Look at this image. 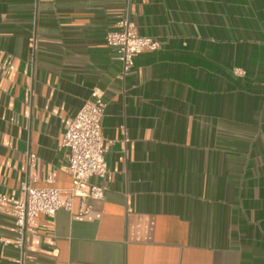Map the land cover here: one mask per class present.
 <instances>
[{
    "label": "crops",
    "instance_id": "1",
    "mask_svg": "<svg viewBox=\"0 0 264 264\" xmlns=\"http://www.w3.org/2000/svg\"><path fill=\"white\" fill-rule=\"evenodd\" d=\"M123 17L162 43L125 78ZM94 89L105 200L37 214L24 254L0 203V264H264V0H0L1 195L31 172L69 196L61 141Z\"/></svg>",
    "mask_w": 264,
    "mask_h": 264
},
{
    "label": "built area",
    "instance_id": "2",
    "mask_svg": "<svg viewBox=\"0 0 264 264\" xmlns=\"http://www.w3.org/2000/svg\"><path fill=\"white\" fill-rule=\"evenodd\" d=\"M106 44L117 52L122 65L121 78L130 74L137 55L157 51L162 46L156 38L140 36L129 17L120 19L117 29L107 34ZM106 109L104 92L94 89L61 141V146L68 153V173L72 178L67 198H63L62 191L56 187L39 186L31 172L21 187L22 198L0 194V203L11 205L9 211L14 216V238L4 241L6 245H12L24 254L28 231L37 214L54 216L60 210L72 212L74 200L78 199V214L87 215L93 211L95 202L105 200L106 187L94 184L92 179H103L109 172L102 134ZM35 163L36 155L29 154L30 170Z\"/></svg>",
    "mask_w": 264,
    "mask_h": 264
}]
</instances>
